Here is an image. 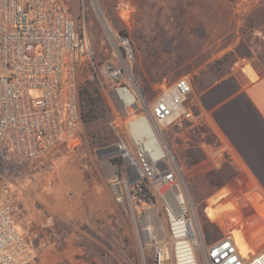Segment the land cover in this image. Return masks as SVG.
Masks as SVG:
<instances>
[{
	"label": "rangeland",
	"instance_id": "374dc122",
	"mask_svg": "<svg viewBox=\"0 0 264 264\" xmlns=\"http://www.w3.org/2000/svg\"><path fill=\"white\" fill-rule=\"evenodd\" d=\"M65 2L77 30L88 38L97 64L115 59L110 32L128 35L134 52V84L149 101L156 98L163 80L188 76L194 87L189 104L195 110L199 91L233 66L256 67L264 51V0ZM86 79L98 83L112 114L83 122L73 139L58 145L52 171L24 180H0V198L10 205L23 235L38 234L33 264H150L149 254L143 258L128 196L123 203L116 202L112 183L115 173L123 175L126 166L115 145L124 142L134 150V140L124 119L114 122L116 111L106 91L112 82L93 72L89 62L80 67L79 86ZM139 111L131 110L129 115ZM165 134L189 180L202 226H207L204 217L225 215L230 204L222 195L208 193L215 188L223 191L226 175L233 172L224 164L225 156L216 153V139L203 119L169 126ZM233 222L236 235L246 242L241 236L245 222ZM208 230L205 235L211 240L227 228Z\"/></svg>",
	"mask_w": 264,
	"mask_h": 264
},
{
	"label": "built area",
	"instance_id": "2783aa9c",
	"mask_svg": "<svg viewBox=\"0 0 264 264\" xmlns=\"http://www.w3.org/2000/svg\"><path fill=\"white\" fill-rule=\"evenodd\" d=\"M109 40L115 59L97 64L65 0H0V180L29 179L55 168L54 149L83 124L79 70L89 62L112 82L106 91L115 124L145 122L146 136L134 142V150L124 142L115 145L126 166L112 179L116 202L128 196L144 260L149 254L150 264H264V245L255 250L241 244L231 230L207 239L189 180L166 138L165 128L202 119L189 104L192 80H163L149 101L134 84L130 38L110 32ZM33 91L40 94L33 97ZM131 110L140 111L130 116ZM37 238L36 232L23 235L0 198V264H33Z\"/></svg>",
	"mask_w": 264,
	"mask_h": 264
},
{
	"label": "crops",
	"instance_id": "0c3cea01",
	"mask_svg": "<svg viewBox=\"0 0 264 264\" xmlns=\"http://www.w3.org/2000/svg\"><path fill=\"white\" fill-rule=\"evenodd\" d=\"M257 64L250 65L251 70L248 65L233 66L199 91L194 102L216 139V149L224 152V164L233 172L226 175L229 179L223 191L215 188L208 195H222L230 202L226 225L234 233L230 215L259 225V234L264 231V51ZM244 244L257 250L264 242Z\"/></svg>",
	"mask_w": 264,
	"mask_h": 264
},
{
	"label": "trees",
	"instance_id": "16d2710c",
	"mask_svg": "<svg viewBox=\"0 0 264 264\" xmlns=\"http://www.w3.org/2000/svg\"><path fill=\"white\" fill-rule=\"evenodd\" d=\"M122 34L127 35L126 33L122 32ZM94 79H86L80 82V105H81V113L83 122L91 123L94 120H98L100 118L106 119L109 117L113 110L111 106L108 104L106 99L104 98L103 92L99 87L98 83ZM143 198V197H141ZM244 203V202H243ZM239 213V212H237ZM229 219L238 220L239 224L243 223V218L237 215H230ZM203 220L207 221V226L203 225L204 233L209 232L208 228L214 230H222L223 228H227V217L225 215H219L215 219H208L205 218ZM203 224V222H202ZM245 224V231L241 233V236L246 238V242H242L238 237V240L241 244L244 243H252V244H262L264 242V231L263 233L259 234V225L258 228L256 224L250 223ZM254 224V225H253ZM239 226V225H238ZM237 227V226H236ZM257 228V229H256ZM235 229V228H234ZM236 234V232H235ZM224 235V234H222ZM221 235V236H222ZM237 236V235H236ZM218 238V237H216ZM215 238V239H216ZM213 240V239H211Z\"/></svg>",
	"mask_w": 264,
	"mask_h": 264
},
{
	"label": "bare ground",
	"instance_id": "6f19581e",
	"mask_svg": "<svg viewBox=\"0 0 264 264\" xmlns=\"http://www.w3.org/2000/svg\"><path fill=\"white\" fill-rule=\"evenodd\" d=\"M131 112V111H130ZM145 122L141 118H136L135 120L129 123V130L132 135L134 142L137 144L141 142V137L146 136L145 130ZM145 133V134H144ZM148 137V136H147ZM152 141V140H151ZM150 143V141H149ZM238 237V236H237ZM239 238V237H238ZM240 239V238H239ZM241 240V239H240ZM243 242V241H242Z\"/></svg>",
	"mask_w": 264,
	"mask_h": 264
}]
</instances>
